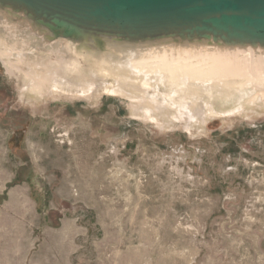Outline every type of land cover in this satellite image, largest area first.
<instances>
[{"label": "rangeland", "instance_id": "374dc122", "mask_svg": "<svg viewBox=\"0 0 264 264\" xmlns=\"http://www.w3.org/2000/svg\"><path fill=\"white\" fill-rule=\"evenodd\" d=\"M6 70L0 264H264V92L227 116L237 103L212 96L151 119Z\"/></svg>", "mask_w": 264, "mask_h": 264}, {"label": "water", "instance_id": "95a60500", "mask_svg": "<svg viewBox=\"0 0 264 264\" xmlns=\"http://www.w3.org/2000/svg\"><path fill=\"white\" fill-rule=\"evenodd\" d=\"M0 30L27 47L28 63L140 90L127 66L140 52L264 55V0H0Z\"/></svg>", "mask_w": 264, "mask_h": 264}, {"label": "bare ground", "instance_id": "6f19581e", "mask_svg": "<svg viewBox=\"0 0 264 264\" xmlns=\"http://www.w3.org/2000/svg\"><path fill=\"white\" fill-rule=\"evenodd\" d=\"M5 34L0 30V62L4 68L7 67V73L17 79L20 76L14 68L23 69L25 77L22 89H28L39 96L47 92L68 94L75 98H88L91 94L101 93L117 95L133 100L134 103L130 104L132 110L152 119V112L164 108V105L179 110L180 117L184 108L190 107L193 111L209 106L199 101L200 98L210 99L212 96L228 97L233 104L237 103L236 107L231 105L233 108L225 110L227 116L226 113L238 111L241 101L253 104L258 94L264 92V55L252 50L225 53L178 50L140 52L136 56L127 57V66H133L136 74L140 75L138 79L141 78V89L137 90L132 89L133 85L127 88L118 82H95V77L86 80L76 76V73V77L71 76L60 62L58 65L42 62L37 66L28 63L18 50L24 51L27 47L17 38H7ZM209 108V114L219 113L213 107Z\"/></svg>", "mask_w": 264, "mask_h": 264}]
</instances>
